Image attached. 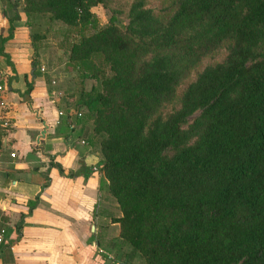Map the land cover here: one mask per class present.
I'll list each match as a JSON object with an SVG mask.
<instances>
[{
    "label": "trees",
    "instance_id": "obj_1",
    "mask_svg": "<svg viewBox=\"0 0 264 264\" xmlns=\"http://www.w3.org/2000/svg\"><path fill=\"white\" fill-rule=\"evenodd\" d=\"M21 1L32 45L41 30L30 28L44 14L75 33L65 50L78 86L71 106L91 119L119 239L144 264H264V0H170L163 13L144 0L124 9L111 0ZM97 3L111 11L99 26ZM16 18L7 17L2 55ZM222 43L223 56L176 94Z\"/></svg>",
    "mask_w": 264,
    "mask_h": 264
},
{
    "label": "crops",
    "instance_id": "obj_2",
    "mask_svg": "<svg viewBox=\"0 0 264 264\" xmlns=\"http://www.w3.org/2000/svg\"><path fill=\"white\" fill-rule=\"evenodd\" d=\"M21 7V0H0V37L7 17L18 14L1 44L6 55L0 54L11 118L7 131L0 130V226L5 241L17 238L0 249V264H121L113 220L120 211L98 169L91 119L83 106L56 96L39 61L31 65L37 57ZM28 200L36 201L29 210Z\"/></svg>",
    "mask_w": 264,
    "mask_h": 264
},
{
    "label": "rangeland",
    "instance_id": "obj_3",
    "mask_svg": "<svg viewBox=\"0 0 264 264\" xmlns=\"http://www.w3.org/2000/svg\"><path fill=\"white\" fill-rule=\"evenodd\" d=\"M129 0H111L113 7L121 6L124 9V4ZM170 0H144L146 6L151 7L155 12L163 13V7L169 3ZM91 10L94 16L97 18L96 26L104 24L107 21V18L110 14V8L104 6L100 3H97L91 7ZM118 17L124 19L123 13L118 14ZM29 29V28H28ZM31 29L32 31L41 30L37 36H35V44H31L33 49L34 57H37V61L43 67V71L47 76V81L54 88L56 96L65 98L67 101L72 100L74 94L78 91L76 74L73 69H69L65 65L66 59V48L68 43L75 37V33L66 28L58 20L49 21L46 15H41L34 22V25ZM91 27H87L85 32L91 31ZM224 44L222 43L214 51L204 55L201 61L194 66L190 71L180 80L176 86V94L180 92L185 82L190 80L195 72L199 70L202 66L208 63H212L216 60H219L225 50ZM90 83H93L92 79H86L85 85L88 86ZM72 91V92H71ZM177 96V95H176ZM174 102L166 104L163 110L169 109ZM197 114V111L189 115L186 118V122L182 124L185 127L193 117ZM119 253L117 255L111 254L117 258L121 264H144L141 255L133 251L130 246L122 242L118 245Z\"/></svg>",
    "mask_w": 264,
    "mask_h": 264
},
{
    "label": "built area",
    "instance_id": "obj_4",
    "mask_svg": "<svg viewBox=\"0 0 264 264\" xmlns=\"http://www.w3.org/2000/svg\"><path fill=\"white\" fill-rule=\"evenodd\" d=\"M40 70H43L42 66H39ZM5 92H6V85L2 81L0 77V130L2 132H6L7 129L11 126V118L8 115V107L5 102ZM4 234H5V227L2 225L0 226V244L4 243Z\"/></svg>",
    "mask_w": 264,
    "mask_h": 264
},
{
    "label": "water",
    "instance_id": "obj_5",
    "mask_svg": "<svg viewBox=\"0 0 264 264\" xmlns=\"http://www.w3.org/2000/svg\"><path fill=\"white\" fill-rule=\"evenodd\" d=\"M32 70H33V69H32ZM32 70H31V71H32Z\"/></svg>",
    "mask_w": 264,
    "mask_h": 264
}]
</instances>
